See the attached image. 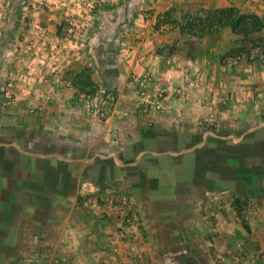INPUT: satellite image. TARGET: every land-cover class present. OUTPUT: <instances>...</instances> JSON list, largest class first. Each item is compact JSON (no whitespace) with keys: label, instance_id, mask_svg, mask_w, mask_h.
Instances as JSON below:
<instances>
[{"label":"crops","instance_id":"1","mask_svg":"<svg viewBox=\"0 0 264 264\" xmlns=\"http://www.w3.org/2000/svg\"><path fill=\"white\" fill-rule=\"evenodd\" d=\"M112 2L108 16H118L116 26L125 21L135 24L118 35L126 50L125 70L112 73L118 98V119L111 121L114 130L101 133L86 128L65 150L56 141L46 142L48 134L52 135L49 129H38L47 121L57 123L54 119L60 116L62 102L57 95H48L56 89L39 88L35 96L21 97L9 108L0 105V139H4L0 148L8 159L12 155L19 159L7 161L0 176V240L17 244L20 252L32 239L42 245L37 237L50 235L47 227L55 226L56 220L62 221L61 232L66 230L77 196L92 192L86 181L110 180V167L118 171L116 180L140 173L137 177L146 190L161 183L195 188L187 183L194 168L193 153L208 151V147L211 152L226 153L243 142H253V133L264 136V0ZM40 21L51 29L57 24L42 15ZM51 29L50 39L56 37ZM104 74L111 80V74ZM144 75L139 81L146 85L145 98L150 104L142 106L135 80ZM96 86L101 87L100 83ZM79 119L86 127L90 124ZM17 123L20 128L33 126L38 134L27 133L18 140L10 131ZM101 138L117 145L122 160L128 151V163L118 160V166L106 162L85 166L81 156L85 159L87 154L105 152L106 148L95 144ZM76 147L77 168L72 163L63 167L53 157ZM155 157L168 177L153 168ZM228 163L234 165L231 158ZM220 173L210 188L239 184ZM40 211L47 215L44 221L38 216ZM85 233L74 226L63 240L75 243Z\"/></svg>","mask_w":264,"mask_h":264},{"label":"rangeland","instance_id":"2","mask_svg":"<svg viewBox=\"0 0 264 264\" xmlns=\"http://www.w3.org/2000/svg\"><path fill=\"white\" fill-rule=\"evenodd\" d=\"M114 4L112 0H0V105L9 108L21 97L35 96L39 88L56 89L48 95H57L62 102L57 123L47 121L38 129H49L52 135L46 142L56 141L65 150L86 128L101 133L115 128L111 121L118 119V98L112 73L125 70L126 50L118 35L128 32L134 22L116 26L118 16H108ZM41 15L56 26L42 24ZM49 29L56 37L50 39ZM146 76L135 80L142 106L150 104L139 81ZM79 118L89 121L88 127ZM26 127L17 123L10 131L16 138L18 129L22 138L38 134L33 126L27 128L30 131ZM95 144L106 150L81 156L85 166L97 162L118 166V160L123 164L130 160L128 151L120 159L117 145L108 139ZM77 150L53 157L63 167L72 163L77 168ZM110 170L108 181H86L92 192L77 196L66 230L61 232L62 221L56 220L55 226L47 227L50 235L37 237L42 245L32 239L22 252L17 244L0 240V264H264V181L211 190L161 183L146 190L137 177L140 173L116 180L118 171ZM99 175L104 178L101 171ZM38 216L42 221L47 217L44 211ZM74 226L85 236L75 243L63 240Z\"/></svg>","mask_w":264,"mask_h":264},{"label":"trees","instance_id":"3","mask_svg":"<svg viewBox=\"0 0 264 264\" xmlns=\"http://www.w3.org/2000/svg\"><path fill=\"white\" fill-rule=\"evenodd\" d=\"M222 23H224V21L220 24ZM20 130L21 129H18L16 132L18 140L23 136L19 135L21 134ZM27 131H30V129H27ZM250 138L254 139V141L243 142L236 147L230 148L232 151H227L226 153H220V150L211 152V147H208V151H197L193 153L192 159L194 161V168L192 175L188 177L187 183L194 184L198 188L204 187V189L211 190L210 184L212 183V179L219 177L221 175V170L225 174H228V179L233 181V183L255 185L257 182L264 181V136L258 132L253 133ZM182 157L187 158L185 155H182ZM228 158L234 161L233 166L228 163ZM16 159H18L17 155ZM153 159L157 161L153 163V168L158 169L161 175L168 177V171L159 165L158 157ZM7 161L16 162L17 160L12 158L8 159L3 151V153L0 154V176L3 173V167L6 165ZM217 167L220 169L216 170ZM224 177L226 176L224 175Z\"/></svg>","mask_w":264,"mask_h":264},{"label":"built area","instance_id":"4","mask_svg":"<svg viewBox=\"0 0 264 264\" xmlns=\"http://www.w3.org/2000/svg\"><path fill=\"white\" fill-rule=\"evenodd\" d=\"M140 86L142 87V89L144 91V92H142V95L145 97V88H146V85L144 84V82L142 80L140 81ZM6 95H7V93H6Z\"/></svg>","mask_w":264,"mask_h":264}]
</instances>
